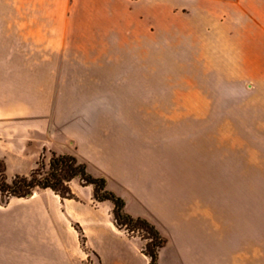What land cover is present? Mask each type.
<instances>
[{
    "label": "crops",
    "instance_id": "obj_1",
    "mask_svg": "<svg viewBox=\"0 0 264 264\" xmlns=\"http://www.w3.org/2000/svg\"><path fill=\"white\" fill-rule=\"evenodd\" d=\"M95 2L97 13L116 18L121 2L128 15L141 24L143 46L148 50L151 44L157 49L167 45L181 48L189 54L195 70L264 72V0ZM174 6H180L182 12L170 10ZM115 22L103 20L91 25L94 30H114L118 29ZM64 29L62 39L68 34ZM66 77L85 74L76 72ZM52 82L38 80L31 72L0 81L2 87L22 89V96L11 103L0 102V159L19 164L27 158L30 147L36 146L28 173L14 171L11 179L16 174L28 176L43 153L73 155L93 176L106 179L107 187L125 201L129 215L148 220L166 239L159 251L160 264H264V235L255 220L244 223L231 220L227 214L215 217L213 197L206 187H198L189 176L182 180L172 175L192 170L139 163L135 145L139 148L141 144L127 139L124 128L108 129L86 115L87 98L80 92L84 81L65 80L66 91L59 106L50 103V94L38 92L39 88L51 87ZM166 92L173 93L174 101L181 99L180 86ZM162 121L174 124L177 120L153 119L150 124L158 127L143 129L145 134L164 139L167 133H175ZM69 188L71 198L38 188L29 197L0 202V264H149L143 253L145 242L115 224L112 202L97 201L93 186L79 178L71 180Z\"/></svg>",
    "mask_w": 264,
    "mask_h": 264
},
{
    "label": "rangeland",
    "instance_id": "obj_2",
    "mask_svg": "<svg viewBox=\"0 0 264 264\" xmlns=\"http://www.w3.org/2000/svg\"><path fill=\"white\" fill-rule=\"evenodd\" d=\"M95 4V0H0V81L17 79L23 72L38 80L52 79L51 87L38 92L50 94L54 106L63 104L65 80L84 81L80 92L87 98L86 115L108 129L124 128L127 139L141 144L135 145L139 163L189 168L191 173L172 175L182 180L189 176L198 187H206L215 217L255 220L264 235V72L195 70L181 48L143 46L141 24L121 2L117 18L97 13ZM174 7L170 10L182 12L180 6ZM103 20L116 21L118 29L94 30L91 24ZM63 29L68 33L64 39ZM76 72L85 77H66ZM174 85L182 90L176 101L166 92ZM21 92L19 86L0 84V102L11 103ZM170 118L177 121L162 122L175 133L164 139L145 134L143 129L158 127L150 124L153 119ZM35 154L33 145L21 163L4 161L7 179L17 170L28 173ZM50 156L45 153L46 163Z\"/></svg>",
    "mask_w": 264,
    "mask_h": 264
},
{
    "label": "trees",
    "instance_id": "obj_3",
    "mask_svg": "<svg viewBox=\"0 0 264 264\" xmlns=\"http://www.w3.org/2000/svg\"><path fill=\"white\" fill-rule=\"evenodd\" d=\"M44 160L43 153L36 168L28 176L16 175L9 181L6 175V164L0 159L1 204H7L12 197H29L38 188L50 189L62 198H71L73 195L69 182L79 178L83 184L93 186L97 201L113 203V216L119 229L133 236L143 233L140 238L145 242L143 253L149 258V264H160L159 251L166 244V239L148 220L129 215L125 211V201L107 188L105 178L93 176L88 172L87 166L78 162L73 155L52 152L48 163Z\"/></svg>",
    "mask_w": 264,
    "mask_h": 264
}]
</instances>
